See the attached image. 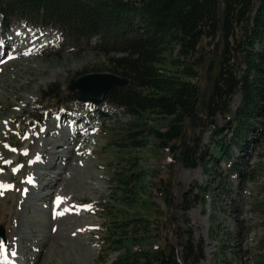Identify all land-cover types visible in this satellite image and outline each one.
Listing matches in <instances>:
<instances>
[{
  "label": "rangeland",
  "instance_id": "1",
  "mask_svg": "<svg viewBox=\"0 0 264 264\" xmlns=\"http://www.w3.org/2000/svg\"><path fill=\"white\" fill-rule=\"evenodd\" d=\"M216 39L217 36L202 41L204 61L193 68H183L189 62L178 56L176 50L171 54L164 53L165 74L180 76L179 79L185 81L193 78L204 89L206 67ZM32 43L25 41L20 51ZM14 48L11 49L12 61L0 72V185L13 184L12 189L0 187V224L9 238L6 252L10 259L16 264H111L121 251L106 243L107 230L105 232L102 225L106 227L109 218H117V206L121 214L147 213L156 225L163 221L169 229L173 226L191 229L194 241L201 239L203 243L205 256L198 264H215V260L231 263L232 252L229 250L234 249V245L245 251L248 249L249 254L256 253L258 239L264 234V222H261L254 199H264V169L259 168L260 175L243 183L234 176L224 178L221 188L230 189V194L228 196L224 191L218 194L216 183L212 182L217 177L209 175L203 165L184 168L174 163L170 167L173 153L158 149L153 135L147 137L146 147H134L126 137L129 128H136L138 123L163 131L168 117L150 111L138 118L106 102L104 107H94L106 112L105 126L97 129L92 123L91 129L81 128L79 139L69 144V132L76 128V120L59 119L60 114L51 116L52 108L46 105L42 92L53 84L67 91L78 79L90 73H113L111 60L94 49L53 47L41 54L35 50L31 57H21ZM188 70L193 77L182 75V71ZM240 100L241 93L238 92L231 101L232 111L236 110ZM37 113H42L38 127L44 129L35 128L28 139L23 141L21 138L24 147L31 152L45 147V163L35 165L20 158L23 143L19 141L17 129L28 132V124L33 123L30 118ZM215 120L219 125L224 123L219 115ZM185 121L191 125V119ZM207 137L208 133H205L203 139L207 140ZM107 143L111 145L106 146ZM14 144L20 149L12 151ZM252 147L250 164L264 166V134L258 136ZM220 166L225 167L223 162ZM208 167H212L210 163ZM14 168L18 171L14 172ZM116 172L131 175V188L139 185L142 189L147 188V201L143 203L140 197L135 206L120 204L121 198L114 190ZM31 173L40 176V182L34 186L24 182ZM166 182L171 184L175 204L182 201L183 193L192 183L207 184L211 192L204 202L195 203L184 211L175 204L167 205L156 194V187H162ZM57 197L62 201L58 203ZM231 197L235 199L231 201L232 205ZM94 200H101L106 209L91 208L83 203ZM60 212L64 214L56 215ZM246 222L250 224L249 231L244 233L243 228L239 235L235 234L238 225ZM158 233L161 235L162 232ZM241 264L246 263L241 259Z\"/></svg>",
  "mask_w": 264,
  "mask_h": 264
},
{
  "label": "trees",
  "instance_id": "2",
  "mask_svg": "<svg viewBox=\"0 0 264 264\" xmlns=\"http://www.w3.org/2000/svg\"><path fill=\"white\" fill-rule=\"evenodd\" d=\"M0 15L3 28L22 20L33 27H55L66 46H87L96 38L91 48L111 60V72L128 79L125 85L108 89L105 99L138 118L150 111L169 118L163 131L140 123L129 128L126 137L132 146L146 147L151 134L157 148L165 149L188 135L177 162L185 168L203 165L209 175L217 177L212 182L218 194L226 192L220 184L231 173L240 178L253 173L239 161L224 171L216 168L214 161L218 157L229 161L231 145L244 152L250 132L264 133V0H0ZM220 34L221 46L204 111L196 116L197 129L190 134V124L185 120L202 108L203 88L193 78L185 81L166 75L162 56L176 50L189 62L183 68H193L204 61L202 41ZM182 73L192 74L189 70ZM238 92L241 100L232 111L231 101ZM63 93L53 84L42 95L58 103L69 97L76 99L78 94ZM218 115L224 120L221 126L215 120ZM206 132L207 142L202 139ZM116 173L114 190L120 204L135 206L140 197L143 203L147 201V188H131V175ZM171 189L169 182L156 187V194L169 206L175 204ZM208 192L207 184L192 183L175 207L186 211L204 202ZM254 204L264 222V199L256 198ZM108 220L105 241L121 251L111 264H198L204 258L202 240L194 241L189 228L169 229L163 221L156 225L147 213L121 214L119 206L117 218ZM213 232L217 233L216 229ZM259 246L256 262L264 264V234ZM229 251L240 256L239 250ZM225 262L215 260V264L229 261ZM229 264H233L232 258Z\"/></svg>",
  "mask_w": 264,
  "mask_h": 264
},
{
  "label": "water",
  "instance_id": "3",
  "mask_svg": "<svg viewBox=\"0 0 264 264\" xmlns=\"http://www.w3.org/2000/svg\"><path fill=\"white\" fill-rule=\"evenodd\" d=\"M221 21V18H219ZM221 44V35H219L218 39L215 41L213 46V53L210 61L206 67V85L202 92V105L205 106V96L207 94L208 87L211 81V72L213 70L216 58L219 53V47ZM126 83V79L116 76L110 73H90L84 75L80 79H78L73 85L72 88L78 89L80 91L79 99L80 100H92L95 102H100L103 96V93L106 89L115 85H122ZM203 110V108H202ZM198 111L192 115V131L195 129V117L197 116ZM187 137H185L180 144L173 145L170 147V151L175 150L173 158L176 160L179 154V151L182 146H184ZM4 237V232L2 227L0 226V240Z\"/></svg>",
  "mask_w": 264,
  "mask_h": 264
},
{
  "label": "snow or ice",
  "instance_id": "4",
  "mask_svg": "<svg viewBox=\"0 0 264 264\" xmlns=\"http://www.w3.org/2000/svg\"><path fill=\"white\" fill-rule=\"evenodd\" d=\"M42 130H43V129H41V131H42ZM5 147H8V146L5 145ZM12 151H16V149H12ZM23 154H24V155H27V151H25ZM37 159H39V156H37ZM6 163H11V161H6ZM30 163H31V161H30ZM13 171H14V172H15V171H18V169L14 168ZM28 182H29V183H33V180H32L31 178H29V179H28ZM0 187H10V185H0ZM61 201H62V198L57 197V202L59 203V202H61ZM63 214H64L63 212L56 213V215H63ZM2 248H3V242L0 241V249H2Z\"/></svg>",
  "mask_w": 264,
  "mask_h": 264
}]
</instances>
